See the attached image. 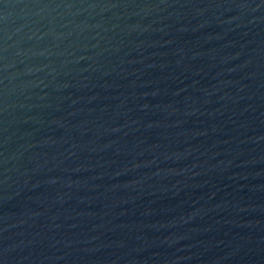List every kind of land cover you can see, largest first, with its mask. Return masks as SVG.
I'll list each match as a JSON object with an SVG mask.
<instances>
[{
    "label": "water",
    "instance_id": "95a60500",
    "mask_svg": "<svg viewBox=\"0 0 264 264\" xmlns=\"http://www.w3.org/2000/svg\"><path fill=\"white\" fill-rule=\"evenodd\" d=\"M0 264H264V0H0Z\"/></svg>",
    "mask_w": 264,
    "mask_h": 264
}]
</instances>
